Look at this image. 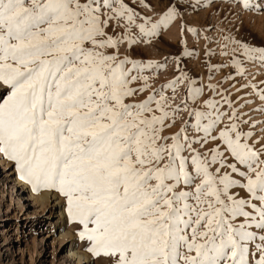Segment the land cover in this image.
I'll return each instance as SVG.
<instances>
[{"label": "snow or ice", "instance_id": "snow-or-ice-1", "mask_svg": "<svg viewBox=\"0 0 264 264\" xmlns=\"http://www.w3.org/2000/svg\"><path fill=\"white\" fill-rule=\"evenodd\" d=\"M135 15L124 0H0V83L10 89L0 101V155L34 192L66 199L86 250L108 264H264V235L250 230H264V142L244 130L249 121L228 96L230 113L214 99L203 109L185 102L194 122L164 135L181 111L164 90L175 92L184 78L136 102L153 65L110 53L120 41L106 29L123 19L128 31L135 25L152 37L177 12L138 25ZM240 47L245 60L264 64V48ZM233 64L243 76L241 61ZM202 91L190 85L193 103ZM258 95L264 101V90ZM209 140L219 143L208 152L195 147ZM235 188L250 199H238Z\"/></svg>", "mask_w": 264, "mask_h": 264}, {"label": "rangeland", "instance_id": "rangeland-1", "mask_svg": "<svg viewBox=\"0 0 264 264\" xmlns=\"http://www.w3.org/2000/svg\"><path fill=\"white\" fill-rule=\"evenodd\" d=\"M124 3L136 14V25L143 23L145 18L150 23L160 20L169 8H175L177 12L176 18L169 25L161 26L159 34L152 37L142 35L135 25L128 31L127 21L123 19L110 21L106 29L108 35L120 41L118 48L108 49L110 53H117L121 59L127 57L153 65L143 73L149 77L150 87L138 93L134 98L136 102L146 99L153 89L159 90L178 77L184 78L176 84L175 92L171 88L164 90L169 103L181 107L173 127L166 129L164 135L171 136L179 131L185 121L194 122V117H189L188 111L184 110L185 102L188 109H203L205 100L214 99L220 101L222 111L230 113L222 100L223 96H228L233 108L249 121L243 125L244 130L252 131L254 140L264 142V113L258 111L264 107V101L258 95L264 90V64L245 60L240 47V44H246L264 48V0H252L253 4L259 5L258 10L245 9L242 0H124ZM129 38L136 42L129 44ZM234 59L241 61L245 69L243 76L237 75ZM142 83L138 81L132 86L139 88ZM209 84L216 86L215 92L208 87ZM252 84L255 89L243 87ZM190 85L203 89L195 103L189 96ZM9 91L0 83V101ZM227 123L225 117L224 124ZM221 127L223 124L214 134L218 135ZM189 135L202 133L189 128ZM217 143L219 141L209 140L204 148L195 147L208 152ZM226 156L228 163L234 162L230 155ZM223 171L230 172V169ZM233 176L243 182V178ZM16 177L19 176L14 163L0 155V264H76L79 254L81 262L85 261L83 264H108L105 258L93 257L86 250L88 243L78 237L82 226L69 221L66 199L62 195L55 190L34 192L29 184ZM30 190L35 195L48 193L47 206L42 207L39 202L31 200ZM232 191L238 199H250L245 189ZM247 210L251 211L250 208ZM240 222H243L242 217L237 220ZM250 230L257 236L264 235V230L255 227ZM255 243L259 240L249 244L250 252H255ZM70 247L76 253L74 257L69 255L71 251L67 254Z\"/></svg>", "mask_w": 264, "mask_h": 264}, {"label": "bare ground", "instance_id": "bare-ground-1", "mask_svg": "<svg viewBox=\"0 0 264 264\" xmlns=\"http://www.w3.org/2000/svg\"><path fill=\"white\" fill-rule=\"evenodd\" d=\"M16 179L19 180V177H16ZM20 181V180H19ZM18 182V181H17ZM55 194V193H53ZM28 195L32 198L31 200H34L36 202H39V204L42 206V207H46L47 206V200H48V193H45V194H38V195H35L34 192L32 190L29 191ZM51 196V195H49ZM57 205V204H56ZM72 250V248L70 247L69 249H67V254L68 252H70ZM76 254L74 251H71V255L72 257H74L73 255ZM80 257H82L80 254L78 255V260L76 261V264H83L85 263V261L81 262L82 259H80ZM76 259V258H75ZM71 260V259H70Z\"/></svg>", "mask_w": 264, "mask_h": 264}]
</instances>
